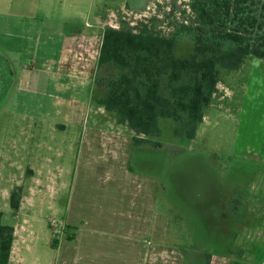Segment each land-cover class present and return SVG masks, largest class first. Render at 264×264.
I'll return each mask as SVG.
<instances>
[{
  "label": "rangeland",
  "instance_id": "obj_1",
  "mask_svg": "<svg viewBox=\"0 0 264 264\" xmlns=\"http://www.w3.org/2000/svg\"><path fill=\"white\" fill-rule=\"evenodd\" d=\"M53 1L0 0V58L16 71L14 88L0 81V211L16 230L9 264H205L206 243L215 248L208 264H264V59L222 69L194 139L167 132L161 148L133 149L134 132L91 98L106 74L102 33L143 21L168 34L190 18L188 0L144 10L128 5L139 0H79L91 2L94 31L75 56L58 31L73 9ZM19 185L14 210L8 198ZM235 197L249 222L231 229L224 208ZM225 223L235 239L193 237Z\"/></svg>",
  "mask_w": 264,
  "mask_h": 264
},
{
  "label": "trees",
  "instance_id": "obj_2",
  "mask_svg": "<svg viewBox=\"0 0 264 264\" xmlns=\"http://www.w3.org/2000/svg\"><path fill=\"white\" fill-rule=\"evenodd\" d=\"M192 8L188 22L175 20L168 34L143 21L102 33L97 65L106 74L96 76L91 98L134 132L133 149L161 148L157 138L167 132L176 141L194 139L222 69L238 70L248 56L264 59V0H193ZM21 197L22 186L11 189L12 209ZM240 202H225V213L244 215ZM2 215L0 264H9L14 227ZM214 250L206 243L200 252L205 264Z\"/></svg>",
  "mask_w": 264,
  "mask_h": 264
},
{
  "label": "crops",
  "instance_id": "obj_3",
  "mask_svg": "<svg viewBox=\"0 0 264 264\" xmlns=\"http://www.w3.org/2000/svg\"><path fill=\"white\" fill-rule=\"evenodd\" d=\"M67 1H68V6L67 7L69 8V10L73 9L72 14H70L68 16V20L66 21V22H68V24H70V26L68 28H71V29L68 30V28H67V30H65L64 27L60 26V27H58L59 28L58 31H60V33L64 34L65 37H69L68 41L70 43V47L69 46L68 47H69V50L71 52L72 51L74 52L73 56H75L77 51L79 50V48L82 47V45L87 42L86 40L89 39L87 36L94 31V24L89 21L90 17L93 14V8H92V5H91V2H89L88 4H86V3L80 4L79 0H67ZM53 3H54V1L50 0V2L47 3V5H51L52 6ZM79 7L82 8L80 10H83V11L78 12V10H79L78 8ZM71 24H72V26H71ZM66 31H68L70 33H67ZM62 60H63L62 63L65 64L70 59H69V56L65 55V56H63ZM80 60H81V58H80ZM76 61H77V59H76ZM77 62L82 63L80 61H77ZM79 67L83 68V69L79 68L77 74L78 73H80V74L83 73L84 72L83 70L86 69V77H84V78L88 79V77H92L93 71L91 69H90V71L88 73L87 72L88 68L82 67V66H79ZM87 67H89L88 64H87ZM66 73L69 74L70 71L66 70V71H64L63 74H66ZM84 136H83V138H84L83 140H85L84 142H87L88 139H94L92 137V135H91V137H89L87 135H84ZM101 141H103V140H101ZM114 141H115V143H118V142H120L121 144L123 143L119 139L114 140ZM115 155L118 156L117 151L114 153V156ZM122 160H123L122 161V167L124 168V167H126L125 166V160H124V158ZM15 235H16V230L14 229V237H15ZM14 252H15V240L13 241V245H12V249H11V253H10L9 263L12 262L13 258L15 257L16 253L14 254ZM17 256H18V254H17Z\"/></svg>",
  "mask_w": 264,
  "mask_h": 264
},
{
  "label": "flooded vegetation",
  "instance_id": "obj_4",
  "mask_svg": "<svg viewBox=\"0 0 264 264\" xmlns=\"http://www.w3.org/2000/svg\"><path fill=\"white\" fill-rule=\"evenodd\" d=\"M152 1V0H139V1H133V2H128V5L136 10H144L146 7H147V4ZM192 1L193 0H188V3L186 4L187 6V10L191 11L193 10L192 8ZM188 22V20H187ZM189 42V41H188ZM15 70L13 69V66L10 65V63L4 59V58H0V81L1 83L3 84H6L5 87H7L8 89H10L12 86V88H14V85L12 84V81H14V74H15ZM3 87V86H2ZM225 213V212H224ZM224 216H227V221L226 223L227 224H230V223H233V221L236 223V222H242V220L239 219L238 216H235V215H232V216H229L225 213ZM202 221V220H201ZM200 222V220L198 221ZM226 223L225 225H222L219 227H217V229L212 233V234H209V228H206L204 229V231H195L193 233V237L194 238H199L202 236V234H206V237H209V235H211V238L214 240V242H218L220 243L221 242V238L223 235H225V237L223 238V240H226V238H232L231 236L233 235V238L235 239V236H234V232L233 234L230 232L231 230H228L230 229V227L227 228V230L223 229V227L226 226ZM208 227H209V224H208ZM231 235V236H230ZM222 240V241H223ZM205 242V240H204ZM235 243V242H234Z\"/></svg>",
  "mask_w": 264,
  "mask_h": 264
},
{
  "label": "built area",
  "instance_id": "obj_5",
  "mask_svg": "<svg viewBox=\"0 0 264 264\" xmlns=\"http://www.w3.org/2000/svg\"><path fill=\"white\" fill-rule=\"evenodd\" d=\"M113 28H118V26L117 27L113 26Z\"/></svg>",
  "mask_w": 264,
  "mask_h": 264
}]
</instances>
